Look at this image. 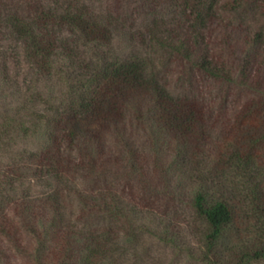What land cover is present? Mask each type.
<instances>
[{"label": "trees", "instance_id": "trees-1", "mask_svg": "<svg viewBox=\"0 0 264 264\" xmlns=\"http://www.w3.org/2000/svg\"><path fill=\"white\" fill-rule=\"evenodd\" d=\"M176 1L185 35L171 39L155 25L148 31L152 45L215 80L235 83L201 49L221 0ZM21 2L0 16V42L7 34L22 44L35 80L18 91L15 108L0 111V264H138L148 227L126 205L116 188L120 179L112 181L110 173L126 165L144 184L156 177L126 138L127 119L151 128L153 169L169 188L168 168L187 163L205 133L203 110L190 97L172 95L142 56L123 51L116 40L125 25L95 11L91 0H43L33 12ZM0 69L4 87L10 84L7 64ZM49 84L58 94H46ZM254 87V98L236 117L235 148L229 149L245 169L264 150V86ZM33 139L37 143L29 145ZM195 182L191 206L205 227L199 261L264 264L260 185L251 191V211L243 221H252L244 228L262 237L249 239L242 228L230 234L233 205L207 182ZM228 237L234 239L230 244Z\"/></svg>", "mask_w": 264, "mask_h": 264}, {"label": "rangeland", "instance_id": "rangeland-1", "mask_svg": "<svg viewBox=\"0 0 264 264\" xmlns=\"http://www.w3.org/2000/svg\"><path fill=\"white\" fill-rule=\"evenodd\" d=\"M17 1L0 0V16ZM20 1H23L22 7L31 12L43 3V0ZM91 4L95 11L110 13L125 25L126 29L119 28L122 33L116 40L123 51L142 56L172 95L190 97L204 114L205 133L200 142L194 143L188 162L168 168L169 188L160 182L153 169L157 156L154 154L156 138L151 128L127 119L126 138L139 155L147 158L148 171L156 177L144 184L139 176L130 174L126 165L120 170L114 167L110 173L112 181L116 177L120 179L116 188L126 205L136 212L138 221L148 227L143 238L145 249L138 264H202L199 245L205 227L191 206L196 179L207 182L215 193L233 205L237 215L231 235L245 229L248 230L245 237L261 239L262 235L249 229L253 222H244L246 216H243L251 211V191L255 185H260L259 194L264 195V150L255 152L250 162L253 168L245 169L229 149L235 148L231 132L239 111L254 98L257 89L254 84L259 82L264 86V0H221L217 20L203 33L201 49H205L214 65L231 72L233 84L191 69L182 58L152 45L148 31L155 25L171 39L185 35V20L176 0H91ZM3 38L0 68L7 64L10 84L0 85V111L15 108L19 101L18 91H24L35 80L24 60L22 44L7 34ZM1 74L0 69V78ZM43 90L46 94L60 91L51 84ZM36 143L33 139L29 145ZM242 146L241 143L237 148ZM167 154L164 152L165 157ZM173 157V153L169 154L170 160ZM76 207L70 210L72 215ZM244 225L250 226L246 229ZM258 227L264 228L261 224ZM233 241L228 237V244Z\"/></svg>", "mask_w": 264, "mask_h": 264}]
</instances>
